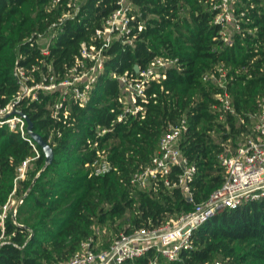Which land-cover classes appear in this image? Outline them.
<instances>
[{
  "label": "trees",
  "instance_id": "trees-1",
  "mask_svg": "<svg viewBox=\"0 0 264 264\" xmlns=\"http://www.w3.org/2000/svg\"><path fill=\"white\" fill-rule=\"evenodd\" d=\"M67 1L51 6V0H0V108L14 101L53 149L45 164L31 136L35 148L27 136L0 125V264H64L84 240L96 238L95 221L117 234L153 228L190 210L193 202L179 187L139 188L130 183L131 173L156 151L167 123L185 116L180 147L197 166L194 200L204 199L222 183L218 154L224 143L234 148L250 131L264 92V0H238L245 14L230 44L219 38V25L202 0H130L141 11L143 27L133 44L111 42L84 104L70 101L68 113L60 109L55 117L57 89L37 88L35 98L13 100L20 89L15 66L23 67L28 84L42 80L48 64L62 79L79 56L81 42L117 6V0H82L73 16L60 19ZM48 30L44 52L36 33ZM156 56L176 58L177 64L166 69L164 78L149 81L137 99L139 110L124 112L116 74H135V67H147ZM219 64L232 111L224 112L217 97L224 88L204 78ZM102 155L114 168L91 172ZM25 159V175L16 178ZM176 171L173 167L172 176ZM13 195L20 202L4 211ZM191 243L174 260L150 247L135 264H153L151 258L156 264H264V197L210 217L193 230Z\"/></svg>",
  "mask_w": 264,
  "mask_h": 264
},
{
  "label": "built area",
  "instance_id": "built-area-1",
  "mask_svg": "<svg viewBox=\"0 0 264 264\" xmlns=\"http://www.w3.org/2000/svg\"><path fill=\"white\" fill-rule=\"evenodd\" d=\"M59 1L51 0V6ZM81 1L68 0L69 8L59 18L73 16L78 11ZM202 1L213 12L212 22L219 25V38L223 43L230 44L233 33L242 29L240 21L244 19L245 14L243 9H239L238 0ZM140 15L141 11L130 0H117V6L103 17L101 25L94 30L90 38L81 42L79 56L62 79L56 78L51 65L48 64L46 76L40 81L28 84V75L23 67L15 66L13 72L20 89L13 100H20L25 96L35 98L37 88L45 91L57 89L59 95L52 106V115L55 117L60 109L64 115L68 113L70 101L79 105L84 104L88 100L93 83L103 71L105 50L114 39H119L124 44H133L135 36L143 27ZM49 34L50 30L36 33V39L42 38L45 41L42 46L44 52H47ZM176 60L172 57L156 56L147 67L138 68L135 74H116L122 86L124 112L134 113L139 110L141 106L137 99L145 95V86L150 80L164 78L166 69L177 64ZM204 78L224 88L217 97L224 112L232 111L231 100L225 90L223 65L219 64L207 72ZM14 109V101L0 108V125L6 124L10 129L18 131L22 137L27 136L26 139L35 148L27 132L24 117L13 113ZM123 116L124 113H121L117 119L120 120ZM104 130H100L99 133ZM185 131H187L185 116L168 122L160 136L156 151L145 164L131 173L129 180L139 188L153 191L161 184L179 187L186 199L193 202V207L169 216L165 222L153 228L139 227L130 232L120 231L106 247L97 245L96 238L89 236L64 264H122L124 261L135 264V258L150 247L158 251L165 260H174L182 249L191 247V234L201 223L226 209L264 197V92L259 97L250 131L239 138L234 148L229 142H225L224 149L218 154L219 164L223 168L222 183L198 202L194 200L192 188L197 166L180 147V138ZM28 160L23 161L19 167L20 174L18 173L16 178L23 175L22 170ZM91 166V172L96 174L114 168L104 155ZM173 167H178L174 176ZM6 208L7 204L4 205V211ZM149 261L153 264L157 262L156 258ZM203 264L222 263L215 260Z\"/></svg>",
  "mask_w": 264,
  "mask_h": 264
},
{
  "label": "rangeland",
  "instance_id": "rangeland-1",
  "mask_svg": "<svg viewBox=\"0 0 264 264\" xmlns=\"http://www.w3.org/2000/svg\"><path fill=\"white\" fill-rule=\"evenodd\" d=\"M38 43L43 46L45 44V41L42 40V38H40L38 40ZM27 165L28 163L26 164L24 170L23 171V175L19 176V178L23 177L25 175V170L27 168ZM20 174V170L18 172ZM18 174V175H19ZM19 198L16 197L15 195H13L7 202V207L8 208H13L17 202H18ZM94 233H95V236H96V242H97V245H102L104 244L105 242H109V244L112 242V240L116 237V234L114 232V230L110 227H108L106 224H99L98 222L95 221L94 223ZM101 247H105V246H101Z\"/></svg>",
  "mask_w": 264,
  "mask_h": 264
},
{
  "label": "water",
  "instance_id": "water-1",
  "mask_svg": "<svg viewBox=\"0 0 264 264\" xmlns=\"http://www.w3.org/2000/svg\"><path fill=\"white\" fill-rule=\"evenodd\" d=\"M135 68H136V70H138V67H135ZM13 113H18L25 118L26 123H27V126H26L27 132H28L29 136H31L41 146L42 151L45 154V160H46L45 164H48L49 162H51L52 157H53V149H52L51 145L49 144V142L46 141L39 133L35 132L32 129V123L24 112L15 108Z\"/></svg>",
  "mask_w": 264,
  "mask_h": 264
},
{
  "label": "crops",
  "instance_id": "crops-1",
  "mask_svg": "<svg viewBox=\"0 0 264 264\" xmlns=\"http://www.w3.org/2000/svg\"><path fill=\"white\" fill-rule=\"evenodd\" d=\"M158 148V147H157Z\"/></svg>",
  "mask_w": 264,
  "mask_h": 264
}]
</instances>
